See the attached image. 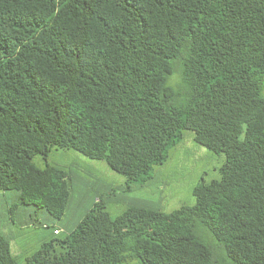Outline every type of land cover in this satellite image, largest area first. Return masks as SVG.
I'll list each match as a JSON object with an SVG mask.
<instances>
[{"label":"trees","instance_id":"trees-1","mask_svg":"<svg viewBox=\"0 0 264 264\" xmlns=\"http://www.w3.org/2000/svg\"><path fill=\"white\" fill-rule=\"evenodd\" d=\"M263 88L264 0H0V192L17 204L63 216L73 178L51 149L129 189L186 134L224 155L192 204L111 216L100 199L22 263L0 234V264H264Z\"/></svg>","mask_w":264,"mask_h":264},{"label":"rangeland","instance_id":"rangeland-1","mask_svg":"<svg viewBox=\"0 0 264 264\" xmlns=\"http://www.w3.org/2000/svg\"><path fill=\"white\" fill-rule=\"evenodd\" d=\"M35 161L44 165L39 158ZM47 161L69 169L73 178L71 196L60 219L17 204L15 192H0V234L19 263L51 234L49 226L58 227L63 236L100 199L111 216L132 204L165 212L181 204H192V188L202 180L207 182L218 176L224 155L195 143L192 135L186 134L182 142L170 149L167 160L154 167L152 179L142 185H131L130 189L124 177L103 160L88 158L76 150L51 149Z\"/></svg>","mask_w":264,"mask_h":264},{"label":"water","instance_id":"water-1","mask_svg":"<svg viewBox=\"0 0 264 264\" xmlns=\"http://www.w3.org/2000/svg\"><path fill=\"white\" fill-rule=\"evenodd\" d=\"M68 184L71 185V179H68Z\"/></svg>","mask_w":264,"mask_h":264},{"label":"built area","instance_id":"built-area-1","mask_svg":"<svg viewBox=\"0 0 264 264\" xmlns=\"http://www.w3.org/2000/svg\"><path fill=\"white\" fill-rule=\"evenodd\" d=\"M54 232H57L56 230Z\"/></svg>","mask_w":264,"mask_h":264}]
</instances>
